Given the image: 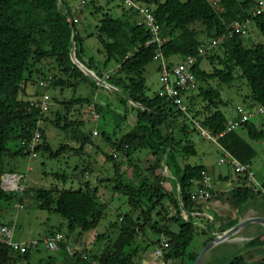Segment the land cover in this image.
Masks as SVG:
<instances>
[{"label": "trees", "instance_id": "trees-1", "mask_svg": "<svg viewBox=\"0 0 264 264\" xmlns=\"http://www.w3.org/2000/svg\"><path fill=\"white\" fill-rule=\"evenodd\" d=\"M60 1L67 12L60 9ZM143 1L148 6L151 3L156 5L153 11L161 29V37L165 40L161 53L166 59L172 56L185 58L196 55L199 48L206 43L200 35L203 34L207 40L219 39L233 30V24L247 19L254 22L264 36V12L259 15L252 14L259 6L257 0H215V6L210 0ZM74 18L66 0H0V218L3 211L1 201L7 204L21 203L25 207V202L36 196L40 209L60 214L68 223V232L79 229L81 236L82 233L98 227L105 214L106 206L97 199V187L91 191L87 183L78 189L52 187L30 190L25 185L21 194L7 192L1 186L6 174H14L5 170L4 159L27 154L26 145L38 129L39 121L47 120L46 114L54 101L48 94L50 99L46 112L35 106L42 96L28 91V87L34 83L32 75L36 72L41 76L40 82L46 81L50 89L61 88L63 93L65 89L76 88L72 79L77 83L84 81L98 87L73 61L72 55L78 63L94 71L100 79L106 72L94 70L93 59L87 62L84 60L83 38L73 22ZM136 21V15H129L124 10L123 19H114L105 14L97 27L98 40L106 56L104 66L107 67L112 61L120 65L107 82L128 96H121L122 103L126 108L129 106L130 111L136 115L135 125L121 138L115 140L111 135L106 136L104 132L102 134L105 141L114 147L112 154L105 155V160L113 163L116 177L108 178L106 182H110L117 192L127 197L131 209L121 219L115 239L107 233L98 236L106 242L98 254L91 257L94 262L87 260L86 251L77 252L70 258L67 246L61 242L64 257L60 264H138L135 256L139 248L133 245L145 229L159 237L162 234L167 237L169 248L162 256L165 260L182 257L200 232L199 226L193 223L194 218L190 212L200 214L198 221H207L203 216V204L193 201V195L205 175L206 168L185 164L188 156L197 155L188 139L187 126L184 123L178 124L177 120L178 115L185 119L188 117L171 100L158 94H146L145 67L156 59L160 60V56L154 46H145L150 38L149 33L137 26ZM197 25H201L203 29H197ZM217 48L222 54L217 52L199 57L194 67L198 82L218 80L230 85L237 79L240 85L249 89L244 97V104L247 103L246 106L250 108L264 107V44L248 47L242 37L235 33ZM205 58L212 66L211 72L201 68ZM43 61L51 64L48 70L36 68ZM199 90V95L207 103V114L201 121V126L213 136H218L225 131L229 122L219 109L221 94L213 87ZM90 102V99L81 97L61 101L66 112L57 111L53 121L55 126L73 133L72 139L79 144V148L62 145L59 150H54L47 143L45 132L40 128L41 144L37 152L43 150L55 157L67 149L81 153L87 145L92 146V137L80 130L82 120L71 119L69 116L71 107L82 103L90 105ZM95 105L100 113L102 105ZM127 117L126 112L123 119L126 120ZM176 130L179 131L178 138L175 136ZM217 142L225 152L240 162L252 164L258 155V148L264 143V124L251 119L239 130L225 134ZM143 150L155 157L156 165L143 168L139 161L134 163V155ZM118 154L128 159L133 168L132 177L125 176L121 171V164L116 160ZM164 171L170 177L174 176V189L178 191V195L174 193L175 190L168 193L162 187V181L170 179ZM57 178L64 179L61 175H57ZM242 180L245 185L235 187L231 192L232 199L239 207L260 195L264 196V192L258 191L255 184L248 185L246 177ZM261 188L264 191V183ZM167 200L175 206L176 217L169 216ZM180 203L189 213V221L180 215ZM236 223L237 221L231 222L222 227L221 231L224 232ZM3 224L5 223L0 220V225ZM172 225L177 226L176 231L171 228ZM207 229L212 231L213 223ZM212 239L213 236H209L205 244ZM158 243L159 240L154 243V247ZM257 247H264V234L246 243L245 250L253 249L252 251L239 253L240 255L222 264H264V260L253 261L258 253L255 250ZM198 255L199 253L192 254V263ZM56 261L48 258L36 264H56ZM0 264H33L31 249L14 250L0 244Z\"/></svg>", "mask_w": 264, "mask_h": 264}, {"label": "rangeland", "instance_id": "rangeland-1", "mask_svg": "<svg viewBox=\"0 0 264 264\" xmlns=\"http://www.w3.org/2000/svg\"><path fill=\"white\" fill-rule=\"evenodd\" d=\"M83 1H85V4ZM257 1L259 2L258 8L260 7L264 12V0ZM66 2L71 9L72 15L77 20L76 28L83 38L84 60L87 62L88 60L93 59V64H95L94 70L97 72H101V70L109 71L114 66H117L113 61L110 62L107 67L104 66L106 56L103 47L98 40L99 30L97 27L99 26L101 18L105 14L110 15L114 19H123L124 10L128 11L129 15H135L134 12L130 10L123 0H66ZM141 3H144V1L142 0ZM59 6L64 12L67 11L63 7L61 1ZM149 7L154 10L156 5L151 3L149 4ZM196 28L200 30L203 29L201 25H197ZM247 33V36L240 35L246 46L249 47L258 43L264 44V36L254 22H251L248 25ZM200 38L205 40L206 48H209L208 54L213 55L217 52L222 54V51L218 50V46L211 48L213 40H207L203 34L200 35ZM180 60V56H172L167 61L176 64ZM73 61L78 66L81 65L74 57ZM50 66V63H44L43 61L38 64L36 68L47 69ZM160 66L161 61L156 59L145 67V92L148 96L156 95L162 87ZM201 68L206 72H211L212 66L208 59L205 58L202 61ZM40 77L41 76L36 72L32 75L34 83L28 87V91L38 94L39 97L47 93L54 99L50 111L46 114L47 120H42L40 122V128L45 132L47 143L56 151L59 150L62 145H68L74 149L79 148V144L72 139L73 133L65 132L63 129H60L54 125L53 121L57 111H65L63 109L64 104H62L61 101H68L73 97H81L88 98L92 103H98L103 107L98 121H95L91 115V102L90 105H87V103L76 104L70 109V118L82 120L83 125H81L80 130L86 135L92 137L93 145H87V147L84 148V152L81 153L67 149L55 157H51L49 153H46L43 150L37 152L38 154L36 158L30 157L28 154L6 157L4 159L5 170L8 173L13 172L14 174L23 175V182L25 183L26 188L30 190H38L40 188L50 189L52 187H58L59 189H78L80 186H85L88 183L91 191H93L95 187L98 188L97 199L101 204L106 206L104 211L105 214L98 227L89 232L82 233L81 236H79V229H75L70 233L68 232V223L60 214L40 209L38 207L39 202L37 201L36 196H34L30 197L29 200L25 202V207L21 208L18 212L16 208L17 203L10 202L7 204L1 201L3 211L0 220L5 224H14L15 238L17 241L38 242V245L34 249H31L33 264L38 263L40 260H47L48 258L56 259V264H60V261L64 257V252L61 250V247H59V250L53 251L50 250L45 243V239L51 237L50 235L56 232L62 234V243L67 246L70 258H72V255L77 252L86 251L88 255L86 256L87 260L89 262H94L91 257L98 254L106 242L105 240L103 241L99 239L98 236L107 233V235H112L115 239L118 234V227L122 222L121 219L125 214L130 212L131 209L127 202V197L124 194L117 192L113 188V185H110V182H106L108 178L113 179L116 177L113 163L105 160V155L112 154L114 147L105 141V137H103L102 134L104 132L106 133V136L111 135L115 140L121 138L123 134L127 133L135 125L136 115L134 112L130 111L129 106L126 108L122 103L121 96H125V94L122 90L117 88L116 90H113L112 88L100 86L97 82L96 84L98 87H95L84 81L77 83L72 79L71 81L76 85V88H69V90L65 89L62 93L61 88L51 87L50 89L49 87L46 88L41 86L39 84ZM104 83L108 86L110 85L107 81ZM209 87H213L220 92L221 96L219 102L221 103L219 109L224 113L228 121H231L236 117L237 107L246 106L247 104H244V97L248 94L249 89L246 86L240 85L239 80L236 79L230 85L223 84L218 80H199L197 89L193 91L189 97V103L192 114L191 117L200 122V124L207 114L205 111L207 103L199 95V89H209ZM56 100H59L60 102H57ZM126 112L128 113V117L124 120L123 116ZM177 120L178 124L182 125L184 123L187 126L188 139L197 151V155H191L185 159V164L204 166L206 168L205 171H208V174L211 176V183L213 182L212 180H215L216 184L221 185L218 178L222 175L225 177L222 182V188L230 186L234 187L235 184L237 187L241 186L242 184L239 185V183H237V177L245 178V175L237 174L235 172L234 168L228 163L226 152L221 145L215 140L203 137L200 133V126L195 124L190 118L185 119L183 116L178 115ZM252 120L264 124V114L255 115ZM178 135L179 131L176 130V138H178ZM54 150H52L53 153H55ZM258 150L257 157L252 161V170L254 172L255 181L258 184H261L264 183V143L258 148ZM134 159V163L139 161L138 163L143 168H150L156 165L155 157L149 154L146 150L136 153ZM116 160L121 164L120 169L124 175L132 177L133 168L129 164L128 159H126L124 155L118 154ZM153 174L155 175V173ZM164 174L170 179L162 181V187L168 193H172L175 190V178L174 176L170 177V174H168L167 171H165ZM57 175L63 176L64 179H58ZM230 192H232V190ZM174 193L178 195V191L175 190ZM261 204H264L263 195L242 205L241 212L242 209L251 205ZM166 205L168 207L169 216L176 217L177 211L175 206L168 200L166 201ZM227 208L226 211L231 214H233L236 209L228 206ZM203 216L207 219V221L204 219L203 222L206 226L202 228L199 227L200 232L196 234L191 246L186 249L182 257L169 260H165L163 257L155 258L154 243L159 240V236L153 234L152 231L145 229L142 231V235L136 238L135 244L133 245V247L139 248L138 253L135 256V261L138 264H193L194 262L192 263L191 260L192 254L200 253L205 248V243L209 239L210 233H212L207 227L212 223L214 224L213 220L218 221L219 218L215 216V214L214 216L212 215L213 219H209L204 213ZM223 220H225V218ZM171 228L175 231L177 230V226L175 225H172ZM216 230L218 232L221 231L220 228H216ZM249 232L250 231H242L236 233L230 238V241H226L212 248L208 254L206 264H222V262L231 260L235 256L244 254L247 251H252L253 249L245 250V245L248 242L247 237L250 235ZM260 232L253 235V238L260 236ZM239 236L243 238V241H239L238 243L236 242V239L239 238ZM255 250H257L258 253H256V259L254 258L253 261L257 262L258 259L263 261L264 247H257Z\"/></svg>", "mask_w": 264, "mask_h": 264}, {"label": "built area", "instance_id": "built-area-1", "mask_svg": "<svg viewBox=\"0 0 264 264\" xmlns=\"http://www.w3.org/2000/svg\"><path fill=\"white\" fill-rule=\"evenodd\" d=\"M123 2L130 8L132 12L135 13L137 17V26L142 27L145 31L149 33V40L146 42L145 46H154L158 55L160 56L161 66L160 74L162 80V87L157 93L158 96L167 98L171 100L178 110L190 118L195 124L200 126V133L203 137L210 138L211 140L217 141L219 138L223 137L227 133H231L239 130L243 124L251 120L255 115L264 114V107L248 108L247 106L237 107L236 117L229 121L225 131L221 132L218 136H213L210 131L203 128L197 120L191 117L189 97L193 91L198 87V80L194 73V67L199 60V57L208 55L209 48L203 44L196 55L187 56L181 58V60L176 63H169L161 53V47L165 43V40L161 37L160 26L156 22L154 11L151 7L145 3H141L138 0H123ZM213 6L216 5L215 0H210ZM85 4V1H83ZM82 3V4H83ZM67 12V11H66ZM263 12L259 7L252 14L259 15ZM73 22H77L76 18ZM252 21L247 19L244 22H236L233 24V30H230L228 34L224 35L219 39H214L211 48L217 47L223 41L232 38L235 33L241 36H247L248 25ZM120 65L114 66L111 70L104 72L103 82L107 81L113 72L118 70ZM40 85L43 87H48L46 81H41ZM116 90V88H114ZM49 95L45 93L42 96L40 102L36 103L35 106L39 107L42 112H46L49 106ZM91 115L95 121L100 119V113L97 112L96 105L93 103L91 105ZM40 122L38 123V129H36L35 134L31 141L26 145L25 152L30 155V157H37V148L41 144V131ZM226 157L228 158V163L234 168L237 174H244L249 184H255L258 191H262L261 186L255 181L254 172L252 170V164L242 163L234 156L226 152ZM165 173V171H164ZM24 176L19 174H6L2 180V189L9 192H19L23 193L25 189V184L23 183ZM212 183L209 176L204 175L203 179L198 183V187L193 195V201L199 204L208 203L213 199L212 194ZM180 200V197H179ZM23 204H16L17 212L23 208ZM189 213L186 210H181L180 215L187 221ZM190 215L194 217V224L199 227H205L206 225L198 221L197 217L200 215L198 212H190ZM196 218V219H195ZM63 236L61 233H55L53 236L45 239V243L48 248L53 251L59 250L60 243L62 242ZM0 244L6 245L13 248L14 250L25 251L28 249H34L37 245V241H22L19 242L15 238V226L14 224H3L0 225ZM169 248V242L167 237L162 234L159 237V243L154 247L155 258H160L164 255L165 251Z\"/></svg>", "mask_w": 264, "mask_h": 264}, {"label": "crops", "instance_id": "crops-1", "mask_svg": "<svg viewBox=\"0 0 264 264\" xmlns=\"http://www.w3.org/2000/svg\"><path fill=\"white\" fill-rule=\"evenodd\" d=\"M205 175L209 176L211 178V176L208 174V171H205ZM225 179V177H223L222 175L219 176L218 180L221 183V185H218L215 183V180H212V194H213V199L210 200L208 203H205L203 205V213L210 219L212 218V215L219 217L218 221L213 220L214 224H213V229H212V233H210V236L213 235L214 233H217L218 231L216 230V228H222L225 226H228L231 222L233 221H239V220H243L246 218H250V217H264V204L261 205H251L247 208L242 209L241 212V206L239 207V204H237L233 199H232V195L230 194L231 190L236 186H230V187H225L222 188V182ZM227 181V180H226ZM237 183H239V185H245L243 184V180L240 177H237ZM263 183L259 184L260 186ZM241 185V186H242ZM250 185V184H249ZM245 187V186H243ZM231 188V189H230ZM261 197V195H260ZM232 204V205H229ZM247 204V203H246ZM230 208H236L234 210V213H228L226 210L228 209L227 206ZM212 212V213H210ZM210 213L208 214L207 213ZM260 213V214H259ZM221 218V219H220ZM225 218V220H223ZM213 219V218H212ZM247 229V230H246ZM259 229V230H258ZM264 232V226L261 224H252V225H247L245 226L240 232L242 231H250V235H248V239L252 238L253 235H255L257 232ZM222 232V231H219ZM239 232V233H240ZM260 232V234H261Z\"/></svg>", "mask_w": 264, "mask_h": 264}, {"label": "water", "instance_id": "water-1", "mask_svg": "<svg viewBox=\"0 0 264 264\" xmlns=\"http://www.w3.org/2000/svg\"><path fill=\"white\" fill-rule=\"evenodd\" d=\"M73 55H72V59H73ZM79 68L87 75L89 76V78H91L92 80H94L95 82H97L100 86H105L107 88H112L114 90V88L112 86H108L107 84H105L97 75L94 71L88 69L87 67L83 66V65H79ZM125 98H128V96L125 95ZM181 206V210H185L184 206L182 205V203H180ZM261 224L264 226V217H250V218H246L243 220H239L234 226L230 227L229 229L225 230L224 232H217L213 234V239L211 241H209L205 248L199 253L198 257L196 258V260L194 261L193 264H206L207 263V259H208V254L210 252V250L212 248H214L215 246L224 243L226 241H230L231 237L233 235H235L236 233H239L245 226L250 225V224ZM264 232H261V235H263ZM260 235V236H261ZM259 237V236H258ZM257 238V237H255ZM255 238H250L247 239V241L249 242L252 239Z\"/></svg>", "mask_w": 264, "mask_h": 264}, {"label": "bare ground", "instance_id": "bare-ground-1", "mask_svg": "<svg viewBox=\"0 0 264 264\" xmlns=\"http://www.w3.org/2000/svg\"><path fill=\"white\" fill-rule=\"evenodd\" d=\"M259 214H260V213H259ZM246 230H247V229H246ZM236 240H237L236 242L239 243V241H241V242L243 241V238L239 236V238H237ZM238 251H239V250H238ZM240 251H241V250H240ZM224 260H226V259H224Z\"/></svg>", "mask_w": 264, "mask_h": 264}]
</instances>
